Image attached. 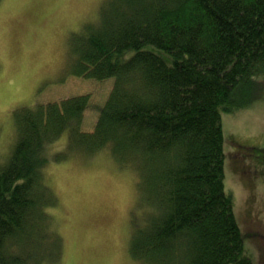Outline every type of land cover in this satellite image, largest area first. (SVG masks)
I'll list each match as a JSON object with an SVG mask.
<instances>
[{
    "label": "trees",
    "instance_id": "obj_1",
    "mask_svg": "<svg viewBox=\"0 0 264 264\" xmlns=\"http://www.w3.org/2000/svg\"><path fill=\"white\" fill-rule=\"evenodd\" d=\"M90 21L67 50L77 74L113 85L102 107L82 93L15 111L14 143L0 160V264L60 255L44 170L63 133L68 149H105L136 171L145 207L132 219L137 260L255 264L225 184L222 113L264 101V0H105ZM88 109L98 110L92 130L82 127ZM236 144V167L252 183L264 145L251 167V145Z\"/></svg>",
    "mask_w": 264,
    "mask_h": 264
},
{
    "label": "rangeland",
    "instance_id": "obj_2",
    "mask_svg": "<svg viewBox=\"0 0 264 264\" xmlns=\"http://www.w3.org/2000/svg\"><path fill=\"white\" fill-rule=\"evenodd\" d=\"M104 1L0 0V160L12 149L17 109L82 93H90L93 107L106 101L114 77L98 80L77 74L75 55L67 50L81 25L98 18ZM97 113L86 110L84 130H92ZM222 124L228 147L226 188L248 233L254 262L264 264V168L253 167L255 150L264 145V101L239 112H223ZM237 142L251 145L244 164L249 162L255 170L252 183L236 167L243 157L236 151ZM68 144L66 133L51 143L44 170L56 199L48 211L61 252L43 264H146L129 250L132 224L141 221L145 208L139 205L136 171L108 150L76 152Z\"/></svg>",
    "mask_w": 264,
    "mask_h": 264
},
{
    "label": "flooded vegetation",
    "instance_id": "obj_3",
    "mask_svg": "<svg viewBox=\"0 0 264 264\" xmlns=\"http://www.w3.org/2000/svg\"><path fill=\"white\" fill-rule=\"evenodd\" d=\"M241 146V145H240Z\"/></svg>",
    "mask_w": 264,
    "mask_h": 264
}]
</instances>
